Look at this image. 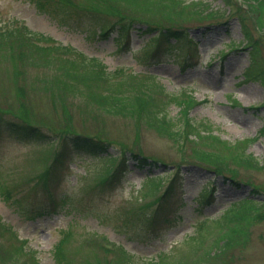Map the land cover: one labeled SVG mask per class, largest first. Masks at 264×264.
Wrapping results in <instances>:
<instances>
[{
	"label": "rangeland",
	"instance_id": "374dc122",
	"mask_svg": "<svg viewBox=\"0 0 264 264\" xmlns=\"http://www.w3.org/2000/svg\"><path fill=\"white\" fill-rule=\"evenodd\" d=\"M202 1L219 12L212 11L209 18L184 16L177 22V26L194 35L195 47L188 39L178 40L175 44L180 46L179 51L161 56L159 63H151L152 58H142L146 48L138 49L148 35L136 32L134 27L130 49L118 48L114 32L105 38L89 36L82 28L69 27L37 12L30 1L0 0V27L11 28L6 42L0 38V111L11 118L46 122L43 131L48 135L68 131L109 143L108 150L97 155L66 151L59 178L43 194V190L39 189L40 193L33 188V183L50 156L47 162L39 158L33 166L31 161L46 143L0 132V246L12 247L16 243L14 234L18 240H26L25 249L31 248L25 255L14 253L17 260L29 261L35 255L38 264H60L54 249L64 236L71 237L69 245L60 248L68 250L65 258L74 264L80 262L89 247L100 257H114L113 252L106 253L100 244L90 240L96 236L105 246L114 242L123 247L125 252L140 258L138 262L161 256L170 260L169 264L182 257L189 262L200 257L203 264H264V167L239 164L240 158L249 156L264 164V87L259 80L247 78L251 49L244 48L251 41L252 50L258 49L256 59L264 63V0H232L229 5L223 0ZM149 8L152 11L148 13L131 12L135 19L158 25H162L161 14L171 13L168 9L164 14L155 2ZM113 20H118V16L108 19ZM224 20L227 24L219 23ZM200 24L209 27L202 28ZM20 25L49 35L54 41L41 43L66 44L98 57L107 70L122 68L115 83L125 91V98L148 91L156 94L162 105L166 92L174 94L176 100L168 107L169 116L177 115L179 105L190 106L188 115L206 121L212 131H196L194 135L201 136L194 141H173L146 124L143 108L135 110L126 99L116 102L117 96H111L107 89L102 92L93 88V97L70 91L51 93L43 78L57 73L55 61L40 60L37 55L32 60L15 61L3 47L9 44L21 56L33 54L29 33L16 28ZM229 42L237 44V48H230ZM190 52L181 64L182 56ZM16 69L21 73L17 74ZM146 72L155 77L143 76ZM99 94L107 99L106 103L97 102ZM111 97L115 98L112 102ZM125 150L148 155L171 170L179 166L175 192L164 201L168 209L172 208L170 223L150 227L147 217L172 172L160 182L144 180V173H149L147 167H133L129 160L130 170L120 185L107 192L93 188L107 162ZM203 153L219 155L229 168L226 176L233 179H225L224 173L199 160ZM117 162L118 158L114 165ZM151 173L162 174V167ZM235 180L237 186L231 183ZM211 184L212 201L205 204L201 197L204 192L200 190ZM250 190L257 194H250ZM251 198L253 203L244 201ZM237 201L240 217H235L236 210H226ZM44 203L46 212L40 213ZM230 217L233 220H228ZM230 237V246L219 251L218 242Z\"/></svg>",
	"mask_w": 264,
	"mask_h": 264
},
{
	"label": "trees",
	"instance_id": "16d2710c",
	"mask_svg": "<svg viewBox=\"0 0 264 264\" xmlns=\"http://www.w3.org/2000/svg\"><path fill=\"white\" fill-rule=\"evenodd\" d=\"M30 1L37 9V12L46 13L60 23H63L69 27L82 28L87 31L89 36H98L99 38L108 37L111 33H115V40L117 41L118 48L128 49L130 48V34L131 29L134 27L136 32L141 34H147L148 37L145 39L141 45V49L146 48L147 53L143 54L142 58L150 59L151 63H159L167 55V53H173V51H179V45H176L175 42L178 40L188 39V42L191 44L194 43L193 48L197 44L196 38L191 36L190 33L185 29V27L177 26V22L180 17L189 16H201L209 18L212 16L213 12L216 11V14L219 12L218 9H213L207 5L206 2L202 0L196 1H186V0H27ZM155 2L161 9L164 14L171 10L170 14L162 15L161 14V24H152L146 20L135 19L132 10H137L139 13H148L152 9L149 8V4ZM226 5H229L232 0H223ZM129 7V8H127ZM213 11V12H212ZM212 12V13H211ZM118 16V20L108 21L110 17ZM155 17V14L153 15ZM220 24L226 23L219 22ZM224 24V25H226ZM211 25V24H210ZM200 27L206 28L209 25H201ZM16 28H23V32L29 33V42L31 44V49L33 51L32 55L21 56L20 54L14 53V49L9 44L6 43L3 45L4 48H7L9 53V58L12 60H20L28 58L32 60L34 55H37L38 59L44 61H55L57 63L58 71L52 77L47 76L43 78L47 84L46 88L51 90V93L61 94L63 92H80L91 95L93 97V88H100L102 92L107 89V92L111 93V96H117L116 102H121L123 99L130 101L132 108L139 110L143 108L144 119L146 124L159 131L163 135L172 137L173 141H182L183 139L187 142L194 141L196 138H199L201 134H196V131L200 133L209 134L210 126L204 120H194L188 115L190 106L179 105L178 113L175 117L169 116L168 107L175 102V95L166 92L167 96L164 95L165 99L162 105H160V99L156 94L148 91L141 93H136L135 95H127L125 98V91L120 89L119 83H115L122 72V68L117 70H107L103 63L100 62L96 57L87 56L81 51H77L73 47L64 44H50L46 42H54L53 38L49 35H46L42 32L32 31L26 25H20ZM10 27L4 26L0 27V38L5 42V36H9ZM206 31V30H205ZM244 33L246 29L243 28ZM34 38V40H32ZM46 41L41 43V41ZM1 45V41H0ZM230 48H237V44L229 42L227 44ZM10 46V47H9ZM254 47L251 41L246 43L244 48ZM250 48L251 59L250 64L247 67V78L253 80H259L264 87V63L257 58L258 49L255 48L254 51ZM121 50V49H120ZM257 51V53H256ZM71 54V56H69ZM190 53L184 54L181 58V63H184L186 58L190 56ZM196 54V53H195ZM164 55V56H163ZM175 59H178L179 55L171 54ZM163 56L162 60L160 57ZM224 57L225 54L222 53ZM141 58V59H142ZM180 58V57H179ZM25 66H29L28 62H24ZM16 73L20 74V69H16ZM143 76H148L154 78L150 73L143 74ZM50 77V79H49ZM121 93V94H119ZM97 102L106 103L107 99L104 96L97 97ZM112 102L115 98H109ZM44 123H34L30 120L24 118L16 119L6 116L0 111V132H6L9 135H14L15 138L22 137L25 139H31L36 142L46 143L44 148H41V152L36 154L33 157L34 161H31V166L39 158L42 161L47 162V158L50 156L49 162L44 166L41 173L37 176H30L28 178H36L33 183V188H36L38 192L39 189L43 190V194H46L50 188L55 184L60 175V170L62 169L63 164L65 163V158L67 157L66 151H76L80 154H91L97 155L101 152L108 150L109 146L107 142L96 138L90 135H81L79 133L71 132H60L54 133L49 132L50 135L43 131L46 126ZM210 130V131H209ZM261 133L264 134V129H261ZM216 137V136H215ZM218 139V138H216ZM226 141V140H225ZM227 143H230L226 141ZM59 143V144H58ZM58 144L57 148H52V146ZM53 151L52 153H48ZM126 151V152H125ZM120 151L117 155H114L111 160L107 162L104 166L103 172L98 174L95 178L94 189L98 192H107L114 189L120 185L125 179V173L130 170V164L133 167L139 169L147 167L146 171L149 170V173H144V180L149 179V181L160 182L165 180V176L172 172L168 184L164 188L163 192L158 196L157 202H155L153 212L147 217V222L149 226H157L158 224L170 223V213L172 208L169 209L165 206V198L173 191L175 192L174 184L177 180L179 170H171L165 164L159 163L157 160L149 158L148 155L139 154L136 150H125ZM118 158V162L114 165V160ZM198 159L205 162L208 165L214 167L215 170L224 173L223 177L225 179H233L226 176L229 168L225 165L223 159L220 158L217 154L203 153L198 156ZM239 164L249 167L261 169L264 167V164L261 165L257 159L249 156L245 159L240 158ZM162 167V174H153L151 173L154 168L160 169ZM145 171V172H146ZM212 171V170H210ZM209 171V172H210ZM213 172V171H212ZM220 174V173H218ZM233 185L237 186L238 182H231ZM212 189L211 187H202L200 192L207 193L206 195L202 194V198L205 204H210L212 201ZM250 194H257V192L250 190ZM168 198V197H167ZM248 198V197H246ZM245 199L244 201L253 203L254 200ZM49 202V201H48ZM45 205V203H44ZM239 201L232 202L226 208V210L235 213L238 217L241 215L240 209H238ZM170 211V212H169ZM233 220L232 217L228 220ZM227 220V219H226ZM10 232V230H9ZM12 235V234H11ZM16 239V243L12 247H3L0 246V264H6L8 262H14V264H38L37 258L35 255L28 261L24 258L23 260H17L14 253L18 255H25L26 251L31 249H25L24 243L25 239ZM71 237L64 236L56 242L54 249V256L60 264H74L69 258H65L66 252L63 251V248L60 247L64 244L69 245V240ZM103 239H107L105 236H101ZM233 238H226L218 242L219 251L227 249ZM91 241L100 244L106 253L114 254V257H109L105 254L104 257H100L97 251H94L95 254L90 251H86V254L83 255L82 259L77 261L76 264H169L170 260L162 259L161 256H156L153 259H143L140 261V258L135 257L132 254L125 252L123 247L118 244L106 243L105 246L101 241H99L96 236L90 238ZM63 246V247H64ZM27 247V246H26ZM218 252V251H217ZM163 257V256H162ZM182 259V260H181ZM179 259L178 262L174 264H203L201 258L196 260L191 259L192 262L186 260L185 257ZM185 259V261H184Z\"/></svg>",
	"mask_w": 264,
	"mask_h": 264
}]
</instances>
